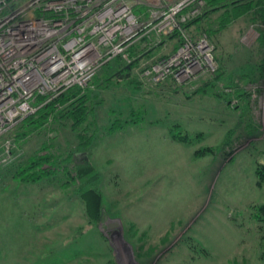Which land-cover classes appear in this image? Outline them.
<instances>
[{"label":"rangeland","instance_id":"rangeland-1","mask_svg":"<svg viewBox=\"0 0 264 264\" xmlns=\"http://www.w3.org/2000/svg\"><path fill=\"white\" fill-rule=\"evenodd\" d=\"M182 23L175 31L188 33ZM190 28L195 41H206L213 70L201 58L190 76L166 71L178 48L173 41L133 66L138 86L121 65L108 68L114 76L95 107L97 129L74 153L94 174L96 204L63 170L26 180L9 162L41 155L45 144L66 155L86 135L55 126L19 141L0 139V264H264V222L251 214L264 202L257 172L264 164V74L244 85L251 98L243 117L225 104H238L231 87L206 89L202 79L217 70L223 46L250 48L259 30L242 19L211 36ZM150 38L143 47L157 41ZM125 53L120 61L129 63ZM131 107L139 114L132 117ZM209 146L214 150L199 151Z\"/></svg>","mask_w":264,"mask_h":264},{"label":"built area","instance_id":"built-area-1","mask_svg":"<svg viewBox=\"0 0 264 264\" xmlns=\"http://www.w3.org/2000/svg\"><path fill=\"white\" fill-rule=\"evenodd\" d=\"M202 4L203 0H0V136L43 103L39 96L45 102L72 86L85 85L107 61L126 57L130 44L143 36L158 41L181 29ZM181 35L165 70L179 78L190 76L200 68L201 58L208 65L205 70H213L211 53H204L206 41H195L184 31ZM17 38H28L32 46L18 47ZM8 51L9 58L3 60Z\"/></svg>","mask_w":264,"mask_h":264},{"label":"trees","instance_id":"trees-1","mask_svg":"<svg viewBox=\"0 0 264 264\" xmlns=\"http://www.w3.org/2000/svg\"><path fill=\"white\" fill-rule=\"evenodd\" d=\"M236 19L256 24V28L259 30L258 39L250 48H237L235 44H232L233 46H223V50L225 51H221L218 54L219 65L217 70L214 73L203 76L202 79L206 89H211L216 84L221 88L224 86L231 87L233 95L238 98V104L230 106L229 99H225V104L230 110L238 111L239 117H243L245 112L249 110L251 98L250 92L244 85L248 82H254L256 78L261 79L264 74V0H203L198 14L189 18L186 23H182V26L185 27L191 36L195 35L190 28L191 26L195 28L202 27L211 36ZM214 24L218 27L214 26ZM146 40L147 36H143L130 44L127 49L130 56L129 63H122L119 56L112 58L101 67V76H94L91 79L90 82L92 83L90 85L86 87L72 86L66 89L59 95L49 99L34 113L23 117L17 127L15 126L19 122L8 130L4 136L0 137L1 140L13 137L15 141H19L24 138L27 139L29 135L37 131L47 129L53 131L55 126L60 128L68 126L75 133L86 135V137H82L79 144L71 147L66 155L49 151V146L45 144L43 147L46 149V152L41 155L32 154L28 156L27 160H21L20 157L9 160L10 166L16 171L15 174L26 180H33L36 177L55 173L57 169L63 170L64 173L71 176L73 181H78L79 189L93 194L96 197L95 204L97 203L99 193L96 189L94 174L91 173L88 164L84 166L75 162L74 153L85 148L84 145L91 139L94 129H97L92 128L95 124L93 121L95 120V107L99 103H103L104 90L109 88L110 75L114 76V71L111 72L108 68L112 64L121 65L124 69L123 76H125V72L129 71L130 76L127 79L129 84L132 82L135 86H138L139 77H134L138 73L133 74L131 70L133 66H139L143 58L152 57L153 52L151 51L160 46V42L166 44V42L173 41L171 49L174 51L180 45L182 36L179 31H174L165 35L159 41L154 42L149 47H143L142 43ZM222 93L218 92V95H222ZM39 99L43 100L44 96H39ZM113 106L111 109L121 110L118 105ZM130 109L132 117L139 114L137 111H134L133 107ZM91 129L93 130L91 131ZM229 131L231 132V130ZM83 143L86 144L82 145ZM224 143H227V141H224ZM208 150L213 151L214 148L209 146L201 148L199 151L204 152ZM257 172L260 173V177H264V164H258ZM98 204L97 210L101 211V203ZM251 214L257 221L264 222V202L254 206ZM261 256L264 261V244Z\"/></svg>","mask_w":264,"mask_h":264},{"label":"bare ground","instance_id":"bare-ground-1","mask_svg":"<svg viewBox=\"0 0 264 264\" xmlns=\"http://www.w3.org/2000/svg\"><path fill=\"white\" fill-rule=\"evenodd\" d=\"M68 25H66L65 27H67ZM16 44L18 45V47H21L22 45H26V46H32V43L29 41L28 38H25L24 40L17 38L16 39ZM25 53L27 52L26 50L24 51ZM10 52L8 51L5 55H2L3 60H6L9 58Z\"/></svg>","mask_w":264,"mask_h":264}]
</instances>
